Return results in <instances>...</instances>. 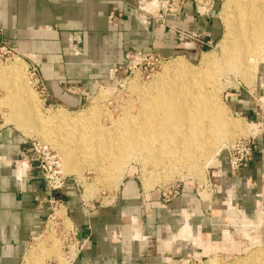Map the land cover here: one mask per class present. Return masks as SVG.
<instances>
[{
  "label": "crops",
  "instance_id": "0c3cea01",
  "mask_svg": "<svg viewBox=\"0 0 264 264\" xmlns=\"http://www.w3.org/2000/svg\"><path fill=\"white\" fill-rule=\"evenodd\" d=\"M137 1L0 0V45L16 49L25 63L36 67L48 102L72 106L97 90L128 51L164 58L196 54L218 35L213 14L200 15L196 0H175V12L147 17L138 12ZM111 15L121 19L111 21ZM184 33L197 38L189 41L190 47L179 41ZM250 97L248 91L226 95L230 108L254 123L258 117L251 116ZM29 151L26 137L0 125V264L25 263L34 249L29 245L45 228V182L34 164L20 167V158L29 157ZM252 151L251 162L237 171L229 169L225 153L220 155L219 168L226 177L221 190L205 200L186 185L164 206L154 193L145 196L131 177L120 183L109 203L87 216L74 189L64 191L75 234L85 239L70 264H164L189 254V239L200 240L205 251L216 247L233 216L254 219L264 228V127L253 135ZM105 225H115L121 240L105 239Z\"/></svg>",
  "mask_w": 264,
  "mask_h": 264
},
{
  "label": "rangeland",
  "instance_id": "374dc122",
  "mask_svg": "<svg viewBox=\"0 0 264 264\" xmlns=\"http://www.w3.org/2000/svg\"><path fill=\"white\" fill-rule=\"evenodd\" d=\"M151 1V0H149ZM173 3L175 6V0H158V5L152 6L150 5H142L138 6L143 9L145 6V10H150L151 14H159L162 13L166 6V2ZM197 1V11L200 15H208V13H212L219 27L218 35L209 47L204 50L201 49V52L198 53H188V54H175L169 57H162L156 53L150 54H141L139 53L143 60L141 64L138 66L137 62L133 60H125L116 66H113L109 69L107 74V80L100 85V87L93 91L91 95L87 97V99L83 100L78 105H62V104H53L48 102L49 100L43 103L42 99L37 95V93L28 85L26 79V69L29 66L25 63L19 56L14 58V60L3 63L0 65V73L3 68L7 66H11L16 64L21 69V82L25 88V94L30 98V100L35 103L36 107V116L34 118V122L39 125L40 131H48L53 130L57 134V138L60 139L61 142L67 144L70 147L75 146V141L81 139V142L78 143L80 146L84 145H93V141L102 142L103 138H100L99 134H104L116 126L118 121L122 118L123 113L126 116L135 115L137 109H139V99L137 95V89L146 90L148 88H153L156 86L157 81H160L165 71L166 67L172 60L176 59V57H180L184 63H187L192 66V68H199L200 62L202 60V55L209 56L211 59H214L217 62L218 71L215 79L209 80L207 82L206 87L209 88L207 91L210 94H217L216 97L221 104V106L227 110L226 116L232 122L243 123L241 130L237 131L234 135V139L232 142L228 144H223L219 149V153L214 161L203 160L199 164L197 171L188 172L186 170H172L171 169H160L158 167L152 168L150 167V162H145V165L142 161L132 158L127 160V165L125 168V172L121 177L120 182L117 184L112 183L114 170L108 160H104L100 156L97 167L102 168L103 166L106 170H109L111 176L107 174H97L94 172V166H90V159H84L81 162V178L78 180L73 174L77 186L74 189L76 195L79 197L84 206V211L87 216H89L93 211L97 209L99 205L107 204L110 201V197L117 189V187L122 183L125 179L133 178L141 188L143 194L149 195L150 193H154L156 196L157 189H164L170 184H180L181 187L189 186L193 188V190L202 196V199H207L211 193H216L221 190V181L226 177V174L219 168V157L222 153H227V150L232 149L233 145L242 139H252L253 135L257 130H260L264 127V64L262 61V57L259 55L258 63L256 66V71L252 73H248L250 67L246 65L243 69L237 73L231 71L226 66H224L222 62V53L219 47V40L223 34V26L221 20V11L223 8V3L225 0H214L213 3L210 0H196ZM260 2H264V0H237L236 4L232 9V16L235 18L239 12L244 11L245 13H249L252 16L259 15L263 12L264 7L260 8ZM262 9V11H261ZM138 12L147 17V14L140 11ZM145 13V14H144ZM220 14V15H219ZM121 19V16H119ZM199 37V36H198ZM197 39V38H192ZM199 40V39H198ZM191 41L190 38L182 40V42L189 43ZM135 52V51H129ZM137 53V52H136ZM203 53V54H202ZM155 59L159 60L158 63L152 65ZM186 66V64H184ZM215 66V65H214ZM219 67V68H218ZM248 68V71L245 69ZM151 69L153 71L151 72ZM242 70V71H241ZM246 71V75L241 72ZM254 73V74H253ZM248 75V76H247ZM244 76V77H243ZM211 85V86H210ZM0 86V125L10 126L13 129H16L19 133H21L27 139L35 138L42 143L48 145L51 149H53L58 155L59 153L51 144L46 141H43L37 131L25 132L17 129L11 121V111L8 109L9 105L7 103H3L4 98L6 97V89ZM215 92H213L211 89ZM242 92L248 91L251 95L250 99L252 102V118L258 117L256 122H252L253 120L250 117L246 119L243 115H240L234 112L228 102L226 95L232 92ZM136 92V93H135ZM29 93V94H28ZM22 93V95H25ZM4 97V98H3ZM49 98V97H48ZM8 107H7V106ZM98 109L99 115L95 118H91V121L86 125H79V127H71V126H62L57 124H39L40 119H47L50 116L61 114L65 115L69 119L77 118L78 120H86L88 117H91V113ZM63 110V111H62ZM124 111V112H123ZM64 114H63V113ZM126 112V113H125ZM129 114V115H128ZM125 116V115H124ZM39 117V118H38ZM9 122V123H8ZM11 122V123H10ZM8 123V124H7ZM87 123V120H86ZM251 124H255L258 126L254 127ZM95 128L96 131H92L91 129ZM245 132H244V130ZM252 131V132H251ZM95 132V133H92ZM241 132V133H240ZM74 133L75 135H73ZM240 133V135H239ZM254 133V134H253ZM242 134V135H241ZM246 134V135H243ZM253 134V135H252ZM99 135V136H98ZM238 135V136H236ZM71 136V139L67 141V137ZM103 136V135H102ZM100 140V141H99ZM62 143V144H63ZM226 145V146H225ZM78 146V145H77ZM69 148V147H68ZM60 156V155H59ZM227 157V154H226ZM103 160V161H102ZM63 161V160H62ZM107 161V162H106ZM205 161V162H204ZM216 161V163H215ZM228 161V159H227ZM89 163V164H88ZM209 163V164H208ZM65 165V162L62 163ZM202 165V166H201ZM103 167V168H104ZM229 167V164H228ZM201 169V170H200ZM153 170V171H152ZM167 170V171H166ZM112 171V172H111ZM175 173V174H174ZM100 175V176H98ZM104 175V176H103ZM118 175V174H117ZM116 175V176H117ZM107 176V177H105ZM115 176V177H116ZM220 176V177H218ZM105 179H104V178ZM143 178L149 180V191H144L143 189ZM83 180V181H82ZM72 183V182H71ZM112 183V184H111ZM216 185V187L220 186V189H214L212 186ZM186 186V187H187ZM87 188V189H86ZM87 193V194H86ZM86 194V195H85ZM225 195L224 203L226 204L227 195L229 192H223ZM65 196V195H64ZM54 200L50 199V196L47 199V215H46V223L44 231L42 235L31 242L29 245L32 249L33 256L35 258L37 264H70L77 256V253L82 248V243L85 239L77 238L72 222L70 220V215L66 208V203L63 201V192L54 193L52 195ZM66 197V196H65ZM87 197V198H85ZM87 199V200H86ZM222 202V203H223ZM224 204V207L226 205ZM63 209L65 219L69 220L71 223L70 229L65 227V224L58 220L57 218H53V215L56 210ZM231 218L237 220L236 223H232L229 221ZM247 217L241 216H233L229 217L226 221L225 225L221 229V234L223 232H227L226 238L221 236L220 240H218L216 247L207 248L205 251V245L203 246L200 240L191 241L189 239V244L191 246V252L187 255H191L190 257L185 255L182 258H171L167 260L164 264H251L253 263L255 254L260 251H264V228L261 224L257 223L254 219H249L253 223V227L247 226L244 223V220ZM51 221V222H49ZM61 223H60V222ZM49 222V223H48ZM48 223V224H47ZM258 224V225H257ZM49 227V228H48ZM65 227V228H63ZM53 232V233H52ZM47 233V234H46ZM103 235L105 239L109 241H119L121 240V233L116 230L115 225H105L103 227ZM108 235L107 238L106 236ZM115 236V237H114ZM50 238V240H49ZM56 240V241H55ZM188 239H186L187 241ZM55 242V245H51V242ZM48 242V243H47ZM77 242V246L75 244ZM57 244V245H56ZM37 245V246H36ZM35 246V247H34ZM38 248V249H37ZM53 248V250H52ZM76 248V250H75ZM28 249V251H29ZM36 249V250H35ZM35 251V252H34ZM37 254V256H36ZM46 254V255H44ZM195 255V256H194ZM37 257V258H36ZM199 257V258H198ZM43 259V260H42ZM212 261V262H211ZM42 262V263H41ZM215 262V263H213ZM28 264H32L28 262Z\"/></svg>",
  "mask_w": 264,
  "mask_h": 264
},
{
  "label": "bare ground",
  "instance_id": "6f19581e",
  "mask_svg": "<svg viewBox=\"0 0 264 264\" xmlns=\"http://www.w3.org/2000/svg\"><path fill=\"white\" fill-rule=\"evenodd\" d=\"M236 2L237 0H225L223 3L220 17L223 34L218 45L222 53V62L228 70L238 73L246 65L249 67L251 65L249 71L248 68L245 70L252 73L256 71L259 55L264 64V10L255 16L241 11L233 18L232 9ZM259 7L263 8L264 2H260ZM187 65L189 64L184 63L181 58H176L168 64L155 87L146 90L137 89L140 107L135 115L126 116L123 113L114 129L99 134L104 141H93V145L80 146L76 140V145L70 147L68 143L61 142L53 130H39V125L33 121L37 113L35 103L25 94L20 77L21 69L18 65L13 64L2 69L0 86L6 89L3 103L9 105V107L6 106L11 111L12 124L27 133L37 131L43 141L51 144L60 155L64 174H73L80 180L81 162L84 158L90 159V166H94L95 173L111 176L109 170H106L107 167H97V163L100 162L99 155H102L101 158L108 160L115 168L111 182H115L117 186L125 172L127 160L132 158L142 161L144 165L145 162H150L151 164H146L152 168L155 166L163 170L171 169V171L180 169L194 174L201 161L208 159L214 161L219 153L218 147L232 142L235 133L243 128V123L232 122L227 118V110L219 103L217 94H210L207 91L209 89L206 87L207 82L216 78L218 73L216 68L219 64L217 65L214 59L203 54L199 68L194 69ZM246 71L241 74L245 73V76ZM97 115H99L98 109L91 113L86 123L83 119H69L65 115L56 114L47 119H40L39 124L68 125L76 128L83 124L88 126L91 118ZM70 139L71 136H68L67 141ZM78 142L80 143L81 139ZM63 162L65 165L62 164ZM142 184L144 191H149V180L143 178ZM62 210H56L53 218L62 221L65 227L68 226L66 229L68 230L71 223L65 219ZM51 243L55 245V242ZM255 256L251 264H264V251H260V254L258 252V255L256 253ZM34 260L33 253H29L25 263L22 264H28L31 261L32 264H37Z\"/></svg>",
  "mask_w": 264,
  "mask_h": 264
},
{
  "label": "built area",
  "instance_id": "2783aa9c",
  "mask_svg": "<svg viewBox=\"0 0 264 264\" xmlns=\"http://www.w3.org/2000/svg\"><path fill=\"white\" fill-rule=\"evenodd\" d=\"M150 4H153L152 6H156L158 5V0H151V1L139 0L137 1V8L140 11L142 10V12L144 10V12L148 16H151L152 14L149 11L152 10L154 7L152 9H148L147 11L145 10V6L150 5ZM142 5H145L143 9L138 7ZM172 12H175V6H173V3H169V1H167L164 10H162V13L167 14V13H172ZM118 19H119V15L110 16L111 21L116 22L118 21ZM187 38L192 39V38H195V36H192L189 33H184V34L179 35V41H182ZM16 57H18V53L16 49L9 47L7 45H0V65L6 62L12 61ZM124 59L133 60L137 62L138 66L141 64L143 60L142 56L139 53L129 52V51L124 54ZM154 62L155 63H153L152 65L156 63H158L159 65L160 63L158 59H155ZM152 71L153 69H151V72ZM26 79H27L28 85H30L31 88L37 93V95L42 99L43 103L47 101L48 94L45 90V87L42 81L38 77V72L35 66L29 65L27 67ZM28 142H29V149H30L29 157L20 158V159H23V161H21L20 167L22 170H26V169H29L32 164L35 165L41 178L45 182L46 189L48 191V194L51 200H54L52 197L54 193L64 192V191H67L68 189L76 188L77 183L74 177L63 173L62 168H61L60 157L53 149H51L48 145L42 143L41 141L35 138L28 139ZM226 154H227L229 169L231 171H237L239 169H243L247 167V165L252 160V154H253L252 139L247 138V139L238 140L233 145L232 149L227 150ZM18 179H21V176L18 177ZM212 187L214 189H220V186L216 187V185H213ZM156 192L158 194L157 196H158L159 202L165 206V205L170 204L173 200L177 199L181 195L182 187L179 183L170 184L164 189H157ZM243 220L247 226H249L250 223L252 222L251 220L247 218ZM229 221L237 222V220H235L234 218H231ZM250 226L253 227V223H251ZM226 234L228 233L223 232L222 237L223 238L227 237ZM106 237L110 238L108 237V235ZM76 246H77V242L75 244V247ZM187 256L190 257L191 255H187Z\"/></svg>",
  "mask_w": 264,
  "mask_h": 264
},
{
  "label": "water",
  "instance_id": "95a60500",
  "mask_svg": "<svg viewBox=\"0 0 264 264\" xmlns=\"http://www.w3.org/2000/svg\"><path fill=\"white\" fill-rule=\"evenodd\" d=\"M185 45H186L187 47H190V46H191V44H190V43H185Z\"/></svg>",
  "mask_w": 264,
  "mask_h": 264
},
{
  "label": "trees",
  "instance_id": "16d2710c",
  "mask_svg": "<svg viewBox=\"0 0 264 264\" xmlns=\"http://www.w3.org/2000/svg\"><path fill=\"white\" fill-rule=\"evenodd\" d=\"M63 201H65V200H64V197H63Z\"/></svg>",
  "mask_w": 264,
  "mask_h": 264
}]
</instances>
